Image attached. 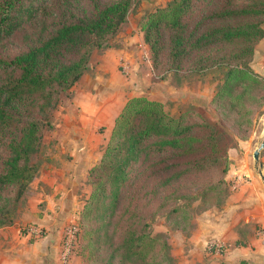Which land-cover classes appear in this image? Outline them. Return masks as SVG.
Returning a JSON list of instances; mask_svg holds the SVG:
<instances>
[{"label": "rangeland", "instance_id": "rangeland-1", "mask_svg": "<svg viewBox=\"0 0 264 264\" xmlns=\"http://www.w3.org/2000/svg\"><path fill=\"white\" fill-rule=\"evenodd\" d=\"M79 1L76 15L80 16L93 8L92 3L95 0ZM102 1L108 3L118 0ZM174 1L166 0L164 4L148 11V0H131L126 22L115 34L107 37L109 45L107 48L93 49L87 70L69 90L59 95L56 109H46L45 117H39L34 113L31 115L34 121H46L50 126L45 124L42 128L40 149L31 158L32 164L38 169L37 173L24 188L19 200L13 202L9 208L10 222L0 226V229H19L26 233L34 221L45 213L52 217L59 214L60 211L56 212L54 206L58 204L57 200L62 195V193L57 194L58 191L55 190V186L58 185L66 188L67 194L64 198L68 203L64 204L65 211L54 219L58 224H68L66 227L80 223L83 208L89 201L91 187L86 182L89 170L76 171L75 161L73 162L76 157L73 151H80L81 148L84 152L89 151L90 165L94 164V156L101 153L102 158L115 126V120L121 115L127 102L144 99L158 104V110L172 118H180L184 115L186 118H191L192 120L184 123L200 125V129L195 130L198 138L202 139L208 135L207 127H212L213 134L217 137L218 134L224 135L222 145L227 155L228 170L223 175L220 171L210 169L207 159L202 157L204 148H200L196 157L189 156L193 157V162L195 160L200 162L195 172L182 181H174L172 185L163 186L162 178H156L154 169L151 168L157 156L151 154L149 160L141 159L129 173L127 185L120 189V202L117 203L120 205V212L116 209L114 211L119 216L127 207L130 222L124 220L121 225L122 222L119 221L116 228L112 229L110 226L105 234L112 237L111 243L114 246L120 244L127 234L124 231L127 224L131 225L134 233H145L150 238L158 236L160 239L154 244L148 240L145 242L146 249L149 250V259L155 264L161 260L160 248L163 244L167 245L163 251L170 258V264H219V254L225 246H221L222 244L217 240H208L207 236L217 239L216 231L208 227L227 217L222 211L229 197L224 198L223 191L227 190L231 195L232 186L227 175L235 162L234 159L243 151L241 145L252 140L251 151H253L264 138V86L249 90L250 92L242 99H237L240 103L234 107L235 100L219 98L218 94L224 79L225 67L223 70L215 68L213 54L202 53L193 58L197 60L195 65L201 67L199 70H193L192 60L189 62L192 57L182 68H177L168 51L169 30L162 29L161 40L164 45L159 47L160 56L154 61L149 45L144 39L143 22L156 12L167 10ZM248 2L249 0L235 1L237 5H245ZM60 3L61 0H34L32 4L35 19L31 23H26L22 29H18L14 36L0 46V57L10 59L25 51L41 30L40 27H43L41 22H38L41 17L44 16L42 19L50 29L62 9ZM217 5L216 0H198L189 9L188 14L190 16L191 12H194V21H200ZM261 40L254 46L248 67L264 81L259 71L251 65ZM223 51H228V66H234L236 62L229 57L235 50L229 47ZM225 95L228 97V94ZM238 111L245 119L239 121H249L251 125L252 131L245 140L237 137L232 129ZM126 119L131 124L134 121V114L127 113ZM197 148L198 144L195 146V149ZM3 153L0 149V158ZM141 158L144 156L142 155ZM263 158L264 150L260 156L261 163ZM248 161L252 168L251 152L248 153ZM99 162L94 165L98 166ZM144 173L149 174V179H143ZM255 175L260 193L264 197V182L257 172ZM220 179L225 181L221 192L213 189ZM4 195L14 199L16 192L9 187L4 191ZM49 197L54 199L51 205L47 203ZM106 201L107 199L104 200L105 203ZM174 208H177V212H171ZM105 210L106 208L103 207L94 210L91 213V220L86 219V227L95 230L99 224L94 221V215H102ZM119 218L117 217L115 221ZM104 221L106 220H103V223ZM104 225L106 226L105 223ZM239 233L240 238L235 244L244 245L249 242L248 236L253 233V228L249 223H245L239 226ZM94 237L95 233H92L86 238V242L93 243ZM80 239L82 240L81 237ZM79 245L80 251L86 243L80 241ZM95 245L86 250L88 252L85 255L92 259L90 264H108L106 260L113 247L101 243V251L95 253ZM75 253L78 254V249ZM114 264H118V260H115Z\"/></svg>", "mask_w": 264, "mask_h": 264}, {"label": "trees", "instance_id": "trees-1", "mask_svg": "<svg viewBox=\"0 0 264 264\" xmlns=\"http://www.w3.org/2000/svg\"><path fill=\"white\" fill-rule=\"evenodd\" d=\"M33 1L0 0V46L18 29L35 19ZM196 1L175 0L167 10L158 11L147 18L143 22L145 42L156 61L160 56L159 47L164 45L162 29L169 30L168 51L171 59L177 68H182L192 57L189 62L192 60L195 71L200 66L195 65L197 60L193 58L202 53H212L214 67L222 70L225 67L219 98H231L235 100L234 107L238 106L239 100L249 90L264 86V81L248 67L254 46L264 37V31L260 28L264 22V0H249L245 5H237L236 0H216L218 5L211 13L204 15L200 21H194V12L190 16L188 12ZM79 2L61 0L62 9L50 29L42 19L44 16L41 17L38 22L43 27H40L41 30L25 51L10 59L0 57V149L4 152L0 158V226L10 222L9 208L19 200L38 170L31 158L40 149L42 128L45 124L50 125L46 121H34L31 115L34 113L45 117L46 109H56L59 95L69 90L87 70L93 49L109 46L107 37L115 34L126 22L131 5V0L108 3L95 0L93 8L79 16L76 15ZM229 47L235 50L229 57L236 62L232 67L228 66V51H223ZM216 101H219L218 98ZM158 107V104L144 99L127 102L115 120L98 166L94 165L88 172L86 182L91 187L89 201L83 208L80 223L74 225L77 229L74 251L78 249V256L85 264L92 261L91 257L85 255L86 250L96 244L94 252L98 253L101 243L113 247L107 260L104 259L108 264H114L115 260H118V264H155L149 259L145 242L148 240L154 244L160 239L158 236L150 238L145 233H134L131 225L127 224L124 230L127 234L120 244L114 246L112 237L105 234L110 226L116 228L119 221L121 225L124 220L130 222L127 207L119 216L114 211L120 212V205H117L120 202V189L127 185L129 173L141 159L149 160L151 154L157 156L151 168L156 178H162L163 186L182 181L195 172L200 162H193V157L189 156L196 157L200 148H204L202 157L207 159L210 169L223 175L228 170L227 155L222 145L224 135L218 134L217 137L213 134V128L207 127L208 135L198 138L195 130L200 129L199 124L188 125L184 121L191 118H186V115L172 118ZM127 113L134 114L131 124L126 119ZM239 119L245 120L238 111L232 129L237 137L245 140L252 131L251 125L249 121ZM197 144L198 148L195 149ZM142 155L144 158H141ZM143 179H149V174L144 173ZM223 185L225 181L220 179L213 189L221 192ZM9 187L16 192L14 199L4 195ZM223 192L224 198L229 197L227 190ZM99 207L106 208L104 214L94 215L93 219L99 225L95 230L86 227V219L91 220V213ZM176 210L174 208L171 212ZM117 217L120 218L115 221ZM103 220H106V226ZM92 233H95L93 243L86 242ZM80 241L86 245L79 251ZM166 248V244L160 248L162 255L157 264H170V258L163 251Z\"/></svg>", "mask_w": 264, "mask_h": 264}, {"label": "crops", "instance_id": "crops-1", "mask_svg": "<svg viewBox=\"0 0 264 264\" xmlns=\"http://www.w3.org/2000/svg\"><path fill=\"white\" fill-rule=\"evenodd\" d=\"M112 119L114 120L113 117ZM101 122L104 123L102 120ZM252 142L249 140L241 145L243 151L234 159L235 162L227 175L232 186L231 195L222 211L227 217L208 227L213 228L212 230H215L217 234V239L207 236L208 240H217L219 244H222L221 246H225L219 254V264H264V197L260 193L253 165L250 168L248 161V153L251 152L252 157L255 150L254 148L251 151ZM73 153L76 157L73 159L76 171H88L101 159V153H99L94 156V164L90 165L89 151L84 152L81 148L80 151L75 150ZM55 190L58 191L57 194L62 193V195L57 200L58 204L53 205L56 212L60 211L59 214H62L65 211L64 196L67 190L62 185L55 186ZM47 200H49L48 205L54 203L53 198L49 197ZM59 214L52 217L45 213L44 216L35 220L30 227L37 228L38 235H31L28 231L23 233L19 229H0V264H85L75 251H72L67 261L63 262L62 234L68 224L57 223L58 221L54 218ZM74 217L76 218L75 214ZM245 223L252 226L253 233L248 236L249 242L236 245L241 235L239 226Z\"/></svg>", "mask_w": 264, "mask_h": 264}, {"label": "water", "instance_id": "water-1", "mask_svg": "<svg viewBox=\"0 0 264 264\" xmlns=\"http://www.w3.org/2000/svg\"><path fill=\"white\" fill-rule=\"evenodd\" d=\"M166 0H148V11H152L160 4H164ZM260 28L264 31V23L260 25ZM252 67L259 71L261 77L264 78V37L261 40V43L256 48L253 61L251 63ZM264 150V138L255 148L252 158L254 161L253 168L255 173L259 175L262 182H264V173H263V163L260 162L261 152Z\"/></svg>", "mask_w": 264, "mask_h": 264}, {"label": "built area", "instance_id": "built-area-1", "mask_svg": "<svg viewBox=\"0 0 264 264\" xmlns=\"http://www.w3.org/2000/svg\"><path fill=\"white\" fill-rule=\"evenodd\" d=\"M75 224L69 225L66 227L62 234V240L64 243V254H63V262H66L70 253L74 251L75 246V238L77 229L74 226ZM31 235H38L39 230L34 227H29L27 230Z\"/></svg>", "mask_w": 264, "mask_h": 264}]
</instances>
